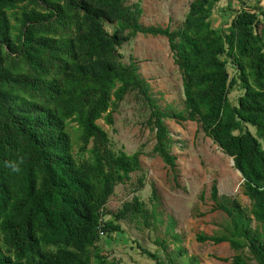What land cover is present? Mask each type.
Wrapping results in <instances>:
<instances>
[{"label":"trees","instance_id":"16d2710c","mask_svg":"<svg viewBox=\"0 0 264 264\" xmlns=\"http://www.w3.org/2000/svg\"><path fill=\"white\" fill-rule=\"evenodd\" d=\"M218 1L191 0L172 29L143 24L142 0H0V264H118L100 243L127 219L155 231L154 250L138 244L153 264L199 263L186 253L174 218L157 235L155 205L134 195L105 210L115 186L141 169L142 151L115 150L97 122L112 124L130 92L147 105L152 152L171 171L176 155L166 119L195 121L233 158L250 206L219 198L213 185V208L227 219L196 239L227 242L231 264H264V4L243 0L228 25L214 26ZM138 33L166 37L182 77V108L158 102L133 56L121 62L118 49ZM236 87L242 93L234 103ZM69 121L77 125L76 152Z\"/></svg>","mask_w":264,"mask_h":264},{"label":"rangeland","instance_id":"374dc122","mask_svg":"<svg viewBox=\"0 0 264 264\" xmlns=\"http://www.w3.org/2000/svg\"><path fill=\"white\" fill-rule=\"evenodd\" d=\"M190 1L142 0L143 13L140 20L145 25H169L173 29L182 22ZM241 1L243 0H219L213 10V25H228ZM245 1L250 6L264 4V0ZM104 27L112 32L114 25L104 23ZM118 51L123 63H128L130 56L134 57L139 72L147 80L153 95L162 106L171 104L177 109L182 108V77L173 61L165 36L138 33ZM227 69L233 75L234 70L230 64ZM241 93L240 88L236 87L229 94L230 100L235 103ZM148 113L149 109L140 95L130 92L112 112V124H108L104 118L97 120L107 131L115 150L121 149L127 153L138 149L142 151L141 169L132 172L130 179L115 186L105 210L114 212L124 201H129L137 195L148 208L156 206L158 222H162L157 223L158 236L162 235V229L167 226L168 217H172L176 221L175 230L180 234L181 244L186 248L187 254L198 256V264H231L233 250L227 242L216 244L196 239V234L200 233L213 235L227 219L225 213L213 208L214 202L210 198L213 185L217 187L219 198L235 197L242 205L250 206L249 199L242 193L241 175L234 167L231 156L225 154L206 136L195 121L177 123L166 119L173 138L172 152L176 155L175 171H171L162 159L152 152L154 133L146 124ZM247 127L250 131H255L252 126ZM68 128L76 152L77 125L69 121ZM140 177H143L141 187ZM153 189L156 199L152 193ZM105 216L111 215L107 213ZM120 224L122 231L111 233L110 237L101 235L103 238L100 246L104 254L109 253L107 259H115L118 264H153L141 253L139 245L154 250L155 231L151 227L140 226V219L139 222L127 219ZM250 264L256 263L251 261Z\"/></svg>","mask_w":264,"mask_h":264},{"label":"clouds","instance_id":"9594fccd","mask_svg":"<svg viewBox=\"0 0 264 264\" xmlns=\"http://www.w3.org/2000/svg\"><path fill=\"white\" fill-rule=\"evenodd\" d=\"M8 167H10L13 171H19V166L16 163H9Z\"/></svg>","mask_w":264,"mask_h":264},{"label":"water","instance_id":"95a60500","mask_svg":"<svg viewBox=\"0 0 264 264\" xmlns=\"http://www.w3.org/2000/svg\"><path fill=\"white\" fill-rule=\"evenodd\" d=\"M231 159H232V163L234 164V160H233V158L231 157ZM237 171L239 172V174L241 175V172L237 169Z\"/></svg>","mask_w":264,"mask_h":264}]
</instances>
